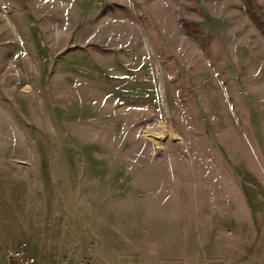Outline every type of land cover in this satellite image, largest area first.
<instances>
[{
  "label": "rangeland",
  "instance_id": "rangeland-1",
  "mask_svg": "<svg viewBox=\"0 0 264 264\" xmlns=\"http://www.w3.org/2000/svg\"><path fill=\"white\" fill-rule=\"evenodd\" d=\"M0 161L65 196L80 264L141 262L143 232L100 224L115 197L185 208L188 249L257 239L264 0H0Z\"/></svg>",
  "mask_w": 264,
  "mask_h": 264
},
{
  "label": "crops",
  "instance_id": "crops-1",
  "mask_svg": "<svg viewBox=\"0 0 264 264\" xmlns=\"http://www.w3.org/2000/svg\"><path fill=\"white\" fill-rule=\"evenodd\" d=\"M42 182V177L36 174L32 176L19 168L17 162L7 164L0 161V264H17L10 263L7 254L20 243L27 245L28 254L36 259L35 264L81 263L84 254H81L78 243L79 256L75 259V248L69 239L71 232L69 222L64 220L63 212L59 209L63 203L60 200L65 196L60 197L52 183H48L43 194ZM66 198L69 199L68 196ZM114 199L116 201L109 204L115 205L116 211L114 213L107 211L111 208L105 204L101 210L104 215L100 224L117 235L139 231L145 234L146 245L138 246L137 250L138 254L144 256L141 262L137 260L135 264H187L186 257L190 258L191 264H197L196 257L202 251L215 252L225 257L224 261L228 264H264V230H257L258 238L256 239V236L253 241L239 240L231 246L212 243L205 250L202 246L188 249L186 241H181L182 236L186 239L185 208L159 205L157 213L147 211L146 214H139V205L133 203L125 205L117 201L119 198ZM153 206L148 204L149 208ZM168 224L177 233L174 239L162 235ZM219 227L218 224L212 226L216 229ZM71 230L74 231L73 228ZM250 231H253L251 227H242L243 233ZM153 233H157L156 236H153Z\"/></svg>",
  "mask_w": 264,
  "mask_h": 264
},
{
  "label": "built area",
  "instance_id": "built-area-1",
  "mask_svg": "<svg viewBox=\"0 0 264 264\" xmlns=\"http://www.w3.org/2000/svg\"><path fill=\"white\" fill-rule=\"evenodd\" d=\"M28 248L25 243H20L19 246L13 250H10L7 254V260L11 262H15L17 264H35L36 259L30 256L27 252ZM93 258V254L90 255ZM88 259L85 264H91L93 259ZM91 260V261H89Z\"/></svg>",
  "mask_w": 264,
  "mask_h": 264
}]
</instances>
